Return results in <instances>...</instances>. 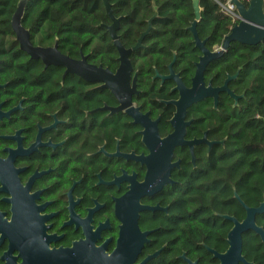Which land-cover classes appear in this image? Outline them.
I'll list each match as a JSON object with an SVG mask.
<instances>
[{"label":"flooded vegetation","instance_id":"1","mask_svg":"<svg viewBox=\"0 0 264 264\" xmlns=\"http://www.w3.org/2000/svg\"><path fill=\"white\" fill-rule=\"evenodd\" d=\"M175 60L174 55L166 75L154 69L146 91L131 63L130 84L136 75L132 105L152 123L157 122L160 140L173 133L172 103L179 98L175 82L165 79L170 75L169 66L186 89L194 77L185 85L174 69ZM86 61L90 64L88 58ZM203 81L213 89L226 82L215 87L205 80V73ZM86 84L96 88L83 93L106 91ZM8 88L9 84L0 82V264H219L211 251L222 255L227 248L219 251L205 245L208 236L204 229L211 231L215 242L224 240L226 244L227 221L222 216H217L219 220H176L174 204L184 184L202 171L197 162L225 152L223 129L216 139L192 111L217 112L226 94H219L216 107L209 98L190 105L183 140L205 139L206 143L191 151L175 147L170 183L140 198L139 205L147 209L139 213L138 220H121L124 213H132L121 204L131 185L144 183L149 166L157 169L159 165L148 159L151 153L142 142L143 128L123 112L106 111L118 107L108 91L115 106L75 105L71 115L64 102L41 107H25L19 102L14 106V91ZM31 108L35 111H29Z\"/></svg>","mask_w":264,"mask_h":264},{"label":"trees","instance_id":"2","mask_svg":"<svg viewBox=\"0 0 264 264\" xmlns=\"http://www.w3.org/2000/svg\"><path fill=\"white\" fill-rule=\"evenodd\" d=\"M19 1L0 0V82L9 84L8 89L14 91V106L19 102L25 107L58 106L64 102L71 115L75 114V105L115 106L108 92L83 93L96 86L90 87L74 76L63 78V69H45L40 61H31L19 50L11 31ZM198 2L200 21L196 33L206 50L214 52L221 48L233 24L212 0ZM108 3L119 21L116 35L125 50L137 45L148 22L153 20L140 50L130 57L140 84L145 86L142 90L146 91V83L155 70L159 75L168 73L167 66L174 55V69L188 85L200 57L189 31L195 20L191 0ZM111 24L101 0H29L21 21L33 46L49 48L57 43L62 55L73 60L83 55L90 64L114 73L119 64L107 31ZM236 74L237 78L229 84V90L241 97L236 107L228 96H222L217 112L192 111L193 117L206 122L204 127L208 126L216 139L223 129L225 152L197 162L202 171L195 172L191 182L185 183L183 192L175 197L176 220H219L217 216H228L242 222L245 210L234 200V194L247 208H257L264 201V43L256 47L231 43L222 57L208 64L205 80L218 87ZM90 96L95 99L86 100ZM255 223L264 233V213L255 217ZM231 228L226 222V236ZM204 231L208 236L205 245L226 250L224 240L215 242L211 231ZM195 242H199L198 237ZM242 256L248 263L264 264V246L253 232L242 236Z\"/></svg>","mask_w":264,"mask_h":264},{"label":"water","instance_id":"3","mask_svg":"<svg viewBox=\"0 0 264 264\" xmlns=\"http://www.w3.org/2000/svg\"><path fill=\"white\" fill-rule=\"evenodd\" d=\"M28 1L20 0L18 2L11 20V31L15 37V41L19 45V50L28 56L31 61H40L45 69H63L65 71L64 77L74 76L88 84L99 85L101 89L110 92L118 104L117 108L106 111H110L112 114L123 112L132 119L134 124H138L143 128V132L141 133L142 142L148 147L151 153L148 159L159 163V165L157 169L149 166L144 183L132 184L129 193L121 201L124 207H129L132 210L131 214L124 213L121 220H138L139 213L147 209L139 205L140 198L161 189L166 183H170L168 181L169 169L173 167L170 165V158L174 148L185 146L191 151L193 146L206 143L205 139L189 143L183 140L185 128L189 126L184 120L186 111L190 105L209 98L213 99L216 107L219 94L229 96L235 102V105L238 99L241 98L236 97L228 88L229 82L236 79L238 74L233 78H228L222 88L213 89L210 85L205 87L203 81L204 73L208 64L222 57L227 52L231 43H237L247 47H256L264 43V1L250 0L247 5H243L237 0H224L229 1L234 7L239 22L230 29L221 48L214 52H209L205 49L204 42L199 40L196 33V25L200 21L199 2L198 0H191L195 20L191 24L189 31L193 36L194 49H197L201 55L195 65V73L191 80L190 89L184 87L179 76L173 74L171 69L172 65L169 66L170 75L165 79L175 82V90L178 92L179 98L176 102L172 103L175 107V113L170 121L173 133L163 140H160L157 135V122L152 123L148 120L147 116L141 115L132 105V96L136 94V75L133 76L132 84H130L133 71L130 57L140 50L141 42L149 34L153 20L148 22V29L141 35L137 45L131 50H125L116 35L119 21L113 17L108 0H101L106 16L112 22L111 26L107 28V31L113 47L118 54L117 61L119 67L115 73H111L101 66L96 67L88 64L86 57H81L80 60H73L68 56L62 55L58 51L57 43L51 48L33 46L30 42L29 31L23 29L21 25ZM156 16L157 14L154 17ZM234 200L245 210V219L242 222H238L232 217H221L222 220L231 223L232 228L227 234L226 252L222 255H217L211 251L219 261V264H248L242 256V236L247 232H253L260 238L261 244L264 246V233L255 223V217L264 213V201L257 208H247L240 202L236 194H234Z\"/></svg>","mask_w":264,"mask_h":264},{"label":"built area","instance_id":"4","mask_svg":"<svg viewBox=\"0 0 264 264\" xmlns=\"http://www.w3.org/2000/svg\"><path fill=\"white\" fill-rule=\"evenodd\" d=\"M212 1L218 6L221 13L232 22L233 26L239 22L238 15L229 1H221V0H212ZM237 1L243 5H247L250 2V0H237Z\"/></svg>","mask_w":264,"mask_h":264}]
</instances>
